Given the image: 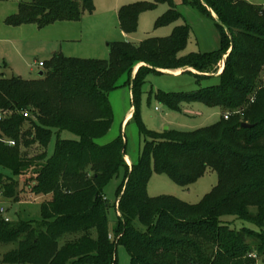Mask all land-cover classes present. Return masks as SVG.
Returning <instances> with one entry per match:
<instances>
[{
	"label": "trees",
	"instance_id": "16d2710c",
	"mask_svg": "<svg viewBox=\"0 0 264 264\" xmlns=\"http://www.w3.org/2000/svg\"><path fill=\"white\" fill-rule=\"evenodd\" d=\"M185 2L214 19L222 36L219 51L182 56L191 29L173 0H156L121 8V31L135 33L142 13L166 4L169 9L158 26L182 22L170 37L140 45L116 43L108 60L55 53L36 80L0 77V114L5 116L0 135L15 142L11 146L0 141V168L14 177L32 170L31 190L44 199L39 221H6L0 214V248L15 246L3 255V264H118L120 245L131 264H257L246 240L257 238L255 246L264 253V8L246 0ZM94 12V0H36L21 3L6 23L44 28L80 21ZM222 61L225 68L218 77L203 75L212 74ZM180 69L199 72L182 75L194 76L200 86L211 79L218 82L193 93L161 92L158 99L175 111L182 103L199 102L222 109L223 117L192 132L155 133L140 125L146 143L138 164L130 168L124 137L99 144L114 123L110 94L123 84L129 86L137 119L148 76ZM24 112H29L28 118ZM243 123L252 127L242 128ZM63 132L78 139H59L49 156L53 135ZM35 145L43 151L23 153ZM208 170L218 174L219 182L197 205L171 196H148L153 172L188 187ZM121 173L114 205L120 216L111 231L105 189ZM15 186L0 185V192L14 198ZM226 217L256 229H232Z\"/></svg>",
	"mask_w": 264,
	"mask_h": 264
},
{
	"label": "rangeland",
	"instance_id": "374dc122",
	"mask_svg": "<svg viewBox=\"0 0 264 264\" xmlns=\"http://www.w3.org/2000/svg\"><path fill=\"white\" fill-rule=\"evenodd\" d=\"M177 10L182 14L189 25L191 32L187 46L181 53L182 56L190 54H205L217 52L222 47V36L216 26V22L210 16L201 14L185 0H173ZM255 7L264 8V0H246ZM34 0H0V77L11 78L19 76L26 80L40 78V73L45 69L39 63L49 62L54 52L62 53L68 58L85 60H108L111 57L112 48L116 43L123 42L118 14L121 8L128 5L147 3L155 4L156 0H94L95 12L85 14L80 21H61L40 28L36 24L11 26L6 20L19 12L21 3H31ZM169 7L166 4L159 5L152 11L142 13L139 19L138 29L133 34H127L128 41L133 45H140L148 39L170 37L174 28L178 25L158 26L159 19L165 15ZM215 15V14H213ZM215 17V16H214ZM179 24H181L179 22ZM222 61L205 76L217 77L224 70ZM136 68L135 74L138 69ZM223 69V70H222ZM183 73L190 71L200 75L193 69H181ZM125 80H122L121 84ZM215 79L203 81L201 86L196 78L189 74L173 76L170 74H151L146 80L141 97L138 102L139 114L134 119L135 107H133V95L129 86L124 85L113 91L109 101L114 114V123L108 135L99 141L106 145L124 137L126 142L127 157L132 165L138 164L142 150L145 146V138L141 135L140 125L146 131L163 133L166 129L179 132H192L201 128L210 127L223 117L222 109L211 108L199 102L182 103L180 111L169 108L158 99L159 93H193L201 88L216 85ZM133 108L132 117L126 122V118ZM11 115V112H7ZM6 113V115H8ZM77 140V136L69 132H63L60 137L54 134L48 154L51 156L56 149L58 140ZM0 141L7 143L9 139L0 135ZM43 149L39 145L24 148L23 153L34 156ZM127 161V160H126ZM128 163V162H127ZM130 167V166H129ZM131 168V167H130ZM32 170L20 177H14L13 173L0 168V185H16L15 196H5L4 190L0 192V209H4V217L10 221H39L41 220V206L37 202L31 188L35 183L32 180ZM123 173L116 177L106 187L105 195L111 208L108 210L109 227L112 231L117 222L118 205L117 192L123 183ZM219 182L218 174L212 170L200 178L195 184L182 187L173 182L167 175L153 172L147 187L148 196L151 198L171 196L190 204H199ZM232 229L241 228L256 229L250 223L234 218H224ZM136 226L144 230L145 227L136 221ZM114 238V237H113ZM254 249L257 264H264V253L258 252V239L246 240ZM15 246H3L0 248V264L3 255ZM118 264H131V258L122 245L117 248ZM72 264V263H69Z\"/></svg>",
	"mask_w": 264,
	"mask_h": 264
},
{
	"label": "crops",
	"instance_id": "0c3cea01",
	"mask_svg": "<svg viewBox=\"0 0 264 264\" xmlns=\"http://www.w3.org/2000/svg\"><path fill=\"white\" fill-rule=\"evenodd\" d=\"M213 16H215V18H216V15H213ZM181 24H182V22H180ZM181 24H179V22H178V25H181ZM175 25H177V24H175ZM177 25V26H178ZM122 32V31H121ZM122 34H124V35H122V37H123V39H124V36L127 38V39H129L128 38V36L124 33V32H122ZM55 53H58V52H54L53 54H55ZM226 58V57H225ZM225 66V63L223 62V67ZM223 70V69H222ZM161 72L162 73H164V74H170V75H173V76H179V75H182L183 74V72H184V70H175V71H169V70H161ZM219 76V75H218ZM217 76V77H218ZM216 78V77H215ZM216 80V79H215ZM217 81V80H216ZM132 115H133V108H131V110H130V113H129V115L127 116V118H126V120H125V122L124 123H126L131 117H132ZM126 160H127V162H128V164H129V166L130 167H132V163H131V161L128 159V157H126ZM43 198H41V197H36V199H33V201L32 202H37V203H39L40 204V206H41V203L43 202ZM2 209V208H1Z\"/></svg>",
	"mask_w": 264,
	"mask_h": 264
},
{
	"label": "built area",
	"instance_id": "2783aa9c",
	"mask_svg": "<svg viewBox=\"0 0 264 264\" xmlns=\"http://www.w3.org/2000/svg\"><path fill=\"white\" fill-rule=\"evenodd\" d=\"M124 41L127 42L128 39L124 36ZM39 66L44 68V63H39ZM24 117L28 118L29 117V112H24L23 113ZM4 115L3 114H0V122L4 119ZM229 115H225V118L228 119ZM9 145L11 146H14L15 145V142L13 141H8L7 142ZM5 211L4 209H0V214L4 215ZM6 221H10L8 218H6Z\"/></svg>",
	"mask_w": 264,
	"mask_h": 264
},
{
	"label": "water",
	"instance_id": "95a60500",
	"mask_svg": "<svg viewBox=\"0 0 264 264\" xmlns=\"http://www.w3.org/2000/svg\"><path fill=\"white\" fill-rule=\"evenodd\" d=\"M34 1H36V0H34ZM44 75V73L43 72H41L40 73V77H42ZM252 127V125H250V124H248V123H243L242 124V128H251ZM166 130H168V129H166Z\"/></svg>",
	"mask_w": 264,
	"mask_h": 264
},
{
	"label": "bare ground",
	"instance_id": "6f19581e",
	"mask_svg": "<svg viewBox=\"0 0 264 264\" xmlns=\"http://www.w3.org/2000/svg\"><path fill=\"white\" fill-rule=\"evenodd\" d=\"M221 72H223V71H221Z\"/></svg>",
	"mask_w": 264,
	"mask_h": 264
}]
</instances>
